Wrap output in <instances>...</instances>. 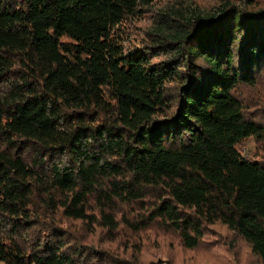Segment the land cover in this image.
I'll use <instances>...</instances> for the list:
<instances>
[{
    "label": "trees",
    "instance_id": "16d2710c",
    "mask_svg": "<svg viewBox=\"0 0 264 264\" xmlns=\"http://www.w3.org/2000/svg\"><path fill=\"white\" fill-rule=\"evenodd\" d=\"M198 2L0 0V264H264V0Z\"/></svg>",
    "mask_w": 264,
    "mask_h": 264
},
{
    "label": "rangeland",
    "instance_id": "374dc122",
    "mask_svg": "<svg viewBox=\"0 0 264 264\" xmlns=\"http://www.w3.org/2000/svg\"><path fill=\"white\" fill-rule=\"evenodd\" d=\"M201 3H204V5L208 4L209 2H212L214 0H199ZM208 1V2H207ZM198 2V3H200ZM204 7V6H203ZM137 43V39L135 37V34H133L128 40V42H125L126 48H132V46ZM247 89V90H246ZM244 91V97L246 99V103L249 107L250 116H256V118L264 123V81L261 82L260 85H258L256 88H243ZM257 147L254 142H249L244 146L243 153L244 155H251L256 151ZM150 237L152 238H159L158 235H156L155 232H152L150 234ZM164 237V236H162ZM223 239H220V242ZM146 241V255H149V250L152 249L155 246H166L168 244H173L175 249V263L176 264H203L204 257H206V252L204 251V247L200 249L197 253L192 255V257L187 260L184 259L181 255V249L179 247V244L176 240H173L171 238H160L155 239V242L149 241V239H145ZM218 241H215L216 243ZM145 247V246H144ZM173 250L172 248H170ZM212 251V250H211ZM234 256L236 257H243V258H251L253 255L250 253L249 248L245 243H242L241 245H238L236 243V247L234 249ZM216 254V252H213ZM234 260L232 256H230V261ZM235 261V260H234Z\"/></svg>",
    "mask_w": 264,
    "mask_h": 264
}]
</instances>
